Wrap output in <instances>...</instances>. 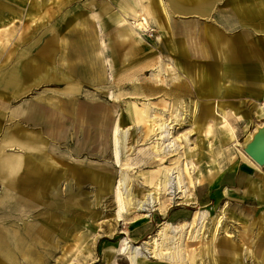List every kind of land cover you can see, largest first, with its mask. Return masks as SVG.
Segmentation results:
<instances>
[{
	"label": "bare ground",
	"instance_id": "6f19581e",
	"mask_svg": "<svg viewBox=\"0 0 264 264\" xmlns=\"http://www.w3.org/2000/svg\"><path fill=\"white\" fill-rule=\"evenodd\" d=\"M68 1H52L57 6L55 11L57 12V9ZM116 1L124 10L112 16L114 19L113 29L117 27L113 40H109L108 45L103 42V50L108 48L112 59L108 55L107 63L110 68L117 64L116 56L123 43H127L129 52L136 48L137 43L140 41L137 30L146 29L151 25L157 29L156 36L159 40L165 34V29L159 19L160 16L156 13V7H154V4H156L154 0L152 2L151 0H140V5L131 3L128 5L126 0L125 2L124 0ZM213 3V0H166V2H162V5L175 14H191L203 17L210 15ZM52 9V6L43 4L42 0H0V134L3 132L0 138V191L2 193L0 195V264H13L21 251L27 252L28 245L26 246V243L34 231L31 227L23 225L21 216L31 208L27 203L28 198L32 197V200H35L36 205H38L43 201L41 196H44L45 190H56V186L62 177H69L71 181L69 186H71L72 192L74 190L79 191L80 185L87 179L94 181L99 189L105 187L111 190L116 218L125 220V223L129 220L128 222H131L133 226L134 224L145 226L150 222L148 220L150 213L157 211L155 215H167L172 207L179 204H174L175 198L181 199L178 202L183 203V209L198 205L195 200L197 197L195 191H198L202 199L207 198L204 189L214 180H217L220 175L217 174L220 163L218 165L214 163V150L212 151L211 148L215 139L219 136L222 137V134L225 135L222 139L220 137L219 151L224 150L226 152L225 157L229 161L234 158L232 146H240L237 127L230 119L232 115L226 114L217 105L213 108L205 107L200 110V114L194 117V124L197 127L194 130L199 134L202 132L206 136V146H203L204 144L202 145L201 141L189 146L185 134L174 136L173 128L175 129L176 125L181 124L180 117L182 113L179 108L172 111L173 118L168 122L155 113H149L148 108L144 106L145 104L143 109H138L133 105L128 106L127 119L131 123H143L140 135L148 137L151 132L153 134L148 152H145L144 147L138 144V139L135 140L136 143L134 142L127 147V151L125 150L127 133L132 125L123 124L120 116L112 118L111 115L100 109L97 114L89 116L84 109L85 103H83L82 98H79L80 93L77 84L65 86L62 92L63 96L58 102L51 100L25 101L23 104L10 108L9 100L17 98L27 91L29 86L24 85V81L31 74L35 75L34 84L39 83L41 80H60L67 83L72 81V74L69 77L65 70L59 72L54 66L51 67V71L48 69L44 73H42L43 67L41 66L39 71L41 74H39L34 66L31 67V60L25 59L28 48L18 47L15 49L17 42L22 43V45L29 44L28 47H31L34 44L33 42L39 41L43 36H48L46 38L48 44H60V47L69 45L67 39L64 38L69 35L66 27L69 23L61 24L60 19L50 24L47 23L45 30L40 33L37 39L31 40L30 36L27 35L29 33L32 35L35 32V27L38 28L39 14L43 12L50 18ZM235 12L237 13V10ZM92 14L98 19L99 32L100 29L103 31L104 23L99 19L100 14L95 11H92ZM214 19L223 29L221 34L218 31L212 32L206 42V29L202 26L199 29L194 25L187 26L188 29L186 35H184L186 38L181 42V44L184 43L181 52L195 58H207L210 48H216L217 50L224 48L220 60L222 66L220 78L223 79L227 76L240 84L243 83L241 80L244 77L251 79L254 90L248 108L255 118L264 120V104L261 102L264 98V69H259L256 66V61L250 55L248 49L243 47V44L233 43L224 34V32H231L239 27V16H235L231 12L221 14L218 9ZM88 21L90 19L83 17L81 22L76 23L81 26L88 23ZM18 25L19 30L17 29ZM82 30V32L70 33L74 36L73 43L75 46H79L80 51L77 52L79 63L71 64L75 65L77 72L80 71L79 75L81 77L85 78L89 75L95 83H99L102 78L101 67L96 62L95 57L90 55L93 54V49H95L94 31L89 26H84ZM44 48H47V46L44 45ZM84 53L88 56L84 57ZM129 54L127 53L125 56H130ZM66 57L67 53H63L64 60H66ZM171 63L168 58L166 66L170 68ZM171 67H176V64L172 63ZM177 69L180 70L178 65ZM158 70L159 72L162 70L161 63ZM205 74H209V71L203 68L201 70L202 77H205ZM158 75V72H152L150 78H156ZM73 79H76L75 76H73ZM173 79H177V76H174ZM212 84V80H209L207 85L213 86ZM222 86V84L217 83L215 90L213 89L212 92L217 93ZM119 95L118 93L113 97L117 99ZM175 103L177 104L178 101ZM91 108L93 110V107ZM158 113L162 115L161 112ZM7 114L11 116V119L18 118L17 123H23L26 127H39L41 130L36 132L27 128L2 130V118ZM173 121L175 123L171 124ZM62 122L68 123L62 125ZM78 124L80 125L79 135L77 134L79 132ZM68 129L72 137V146L69 147V151L72 157L75 156L73 157L75 160H72V165L61 171L57 167L59 162L54 160L47 150L44 152V149L50 145V140L55 141L53 140L55 137H64ZM90 132L98 138L102 148L110 150L109 161L118 168L115 178L110 172L100 171V169L94 172L92 169L86 168L87 166L79 165L83 163L82 161L75 164L77 162L76 157L79 154L85 153L87 155L90 151L85 144L86 136ZM252 136L250 132L241 143V146L246 145L252 139ZM179 138L186 140V145H184L181 154L169 163L161 164L155 170L139 172L142 179L139 182L142 197H137L138 194L134 190L132 177L129 175L128 169L142 167L145 161L144 156L149 153L152 154V158L159 159L161 163L164 162L162 159L178 154L180 147L176 141ZM160 149H162V154L159 152ZM39 152L45 154H39ZM241 154L253 167L260 166L242 151ZM71 188L68 189L71 190ZM255 191L257 192V198L264 200V183L260 187L256 185ZM228 194V188L219 190V195L225 196ZM23 195L26 197V202ZM56 198L63 207H71L74 204L80 205L77 201H71L70 197L64 201L58 197ZM224 206H226V202ZM209 208L208 206L197 207L193 211L190 220H182L177 223L163 220L154 233L138 241H133L129 236H124L116 244V252L118 255H122L128 261V264H137L139 259L144 261L143 259H148V256L156 260L152 264H197V258L202 259L203 257L204 251L201 247L204 246L208 254L210 250L212 254L213 252L216 254L212 259L215 261L220 260V264H229L236 256L235 245L231 243L229 232L225 233L226 238L216 240L215 233L216 231L219 232L224 216L221 215L218 219H212ZM123 212L130 216L125 217ZM260 220L263 221L264 226V217ZM212 226H215V229L211 234V242L200 240L197 244L192 245L186 243V241L184 251L182 250V240L186 233L185 227H191L189 239L198 237L200 231L204 228L210 233ZM86 237L87 235L80 233L78 230L75 232L73 245L67 251V254L62 255L66 257L65 263L70 262L71 257L87 242ZM200 239H204L203 236ZM241 242L243 241L241 240ZM198 244L201 247L197 248L196 245ZM242 245H244V242ZM258 255L261 258L260 264H264V245L261 251H258ZM239 264H242V260Z\"/></svg>",
	"mask_w": 264,
	"mask_h": 264
},
{
	"label": "rangeland",
	"instance_id": "374dc122",
	"mask_svg": "<svg viewBox=\"0 0 264 264\" xmlns=\"http://www.w3.org/2000/svg\"><path fill=\"white\" fill-rule=\"evenodd\" d=\"M52 1L55 0H42L43 4L53 7L52 16L49 18L41 12L37 21L39 23L38 28L35 27V32L32 35L30 33L27 35L30 36L31 40L37 39L40 33L45 30L47 23L50 24L60 19L61 24L69 23L66 26L69 35L64 37L69 45L60 47V44H48L46 42L48 36H43L37 42L32 41L34 44L31 47H28L29 44L22 45V43L17 42L15 49L18 47L28 48L25 59L31 60V67L34 66L39 74H41L39 72L41 66L43 67L42 73L48 71V69L51 71V67L54 66L59 72L65 70L69 77L72 74V81L67 83L60 80H41L39 83L34 84L35 75L31 74L24 81V85L29 86L27 91L17 98L10 99V108L23 104L25 101L51 100L58 102L63 96L62 92L65 86L77 84L80 93L79 98H82L83 103H85L84 109L89 116L97 114L100 110H104L112 118L120 116L123 124L132 125L127 133L125 150L127 151V147L138 139V144L144 147L145 152H148L153 134L151 132L148 137L140 135L143 123H131L127 119L128 106L133 105L138 109H143L146 106L149 113H155L168 122L173 118L172 111L179 108L182 113L180 117L181 124L176 125L175 129L173 128L174 136L185 134L189 146H193L199 141L202 145L204 144L203 146H206V136L202 132L199 134L195 131L197 127L194 124V117L200 114V110L205 107L213 108L217 105L226 114L232 115L230 119L237 127L240 146H232L234 158L229 161L225 157L226 152L224 150L219 151L221 139L225 135L222 134V137L219 136L215 139L211 148L212 151L214 150V163H217V165L220 163L219 173L217 172L220 175L217 180H214L204 189L207 198L202 199L198 191H195L197 195L195 200L198 205L190 208L186 207V209H183V203L178 202L179 199L175 198L174 204H179L172 207L167 215H155L157 211L150 213V217H148L150 222L145 226L135 224L133 226L131 222H128L129 220L125 223V220L116 218L111 190L105 187L99 189L94 181L87 179L80 185L79 191L74 190L72 192V188L69 186L71 185L69 177H62L56 186V190H45L44 196H41L43 201L38 205H36L35 200H32V197L28 198L27 203L31 208L29 207L30 210L23 213L21 220L23 225L31 227L34 233L30 235L26 243V246L28 245L27 252L19 251L20 254L13 264H128V261L116 252V244L122 237L129 236L133 241H138L154 233L163 220L172 223L190 220L193 211L199 206L210 207L209 212L214 220L221 215L224 216L222 226L219 228L218 233L216 231L215 238L217 241L222 240L226 238L225 233L229 232V238L231 243L235 245L234 251L236 252L235 258L229 264H239L240 260H242V264H260L261 258L258 251L260 252L264 245V226L263 221L260 220L264 217V200L257 198L255 189L256 185L260 187L264 183V166L253 167L241 154L242 151L248 155L245 151V145L241 146L246 136L250 132L254 135L260 128L264 127V120L255 118L248 108L254 90L251 79L244 77L241 80L243 83L240 84L227 76L223 79L220 78L222 67L220 60L224 48L218 50L210 48L207 58H195L181 52L184 47V43L181 44V42L186 38L184 35H186L187 26L190 25H194L198 29L200 26L206 29L207 38H205V41L207 42L210 37L209 34L215 31L221 34L223 31L214 19L216 11L219 9L221 14L234 13L235 16H239L240 25L236 30L224 32V34L233 43L243 44V47L248 49L250 55L256 61V66L263 70L264 0H213V9L210 15L203 17L172 13L162 5V2H166V0H154L156 2L154 7H156V13L160 16L159 19L165 29V34L159 40L156 36L157 29L151 25L146 29L137 30L140 41L137 43L136 48L129 52L127 43H123L116 56L117 64L113 68H110L107 63L110 54L108 48L103 50V42L108 45L109 40H113L117 27L113 29L114 19L112 16L123 12L124 8L119 6L116 0H69L56 12L57 6ZM126 2H128V5L130 3L133 5L141 4L140 0H126ZM235 10H237V13ZM92 11L100 14L99 19L104 23V32L101 29L99 32L98 19L93 16ZM83 17L90 19V21L80 26L76 22H81ZM84 26H89L94 31L95 49H93V54L90 55L95 57L96 62L101 67L102 78L99 83H95L89 75L85 78L81 77L79 75L80 71L77 72L75 65L71 64L79 63L77 52L80 51L79 46H75L73 43L74 36L70 33L81 31ZM17 29L19 30V25ZM44 45L47 48H44ZM63 53H67L66 60L63 59ZM127 53H130V56H125ZM11 56L13 57L12 54ZM87 56L88 54L84 53V57ZM168 58L176 64V67L172 68V63L169 65L170 68L166 66ZM160 63L162 64V70L159 72L158 66ZM177 65L180 70L177 69ZM203 68L209 71V74L204 75L205 77L201 75ZM152 72H158L159 75L151 79L150 74ZM73 76L76 79H73ZM174 76H177V79H173ZM209 80H212L213 86L207 85ZM217 83L223 86L217 93H213L212 90H215ZM118 93L120 95L117 99L114 98L113 96ZM261 102L264 104V98ZM91 107H93V110ZM158 112H161L162 115H159ZM17 119H11V116L7 114L2 118L3 130H14L15 128H27L33 132L41 130L39 127H26L23 123H17ZM68 122H62V125ZM174 123V121L171 122V124ZM78 126L79 132L77 134L79 135L80 125L78 124ZM57 138L55 137L53 139L55 141L45 147L44 152L47 150L50 156L59 162L57 167L62 171L72 165L75 156L72 157L69 151V147L72 146L69 129L66 130L64 137ZM176 142L180 147L179 153L162 159L163 163L159 159L152 158V154L149 153L144 156L145 161L142 167L128 169V173L132 177L134 190L138 194L137 197H142V189L139 185L142 179L139 172L155 170L161 164H167L181 154L184 145H186V140L179 138ZM85 144L90 149L89 153L87 155L85 153L79 154L76 157L77 162L73 163L79 164L78 162L82 161L83 163L79 165L87 166L86 168L92 169L94 172L98 169L110 172L115 178L118 168L109 161L110 150L102 148L98 138L92 132L86 136ZM160 150L159 152L162 154V149ZM44 152H39V154L43 153L44 155ZM69 187L71 190L68 189ZM223 188H228V195H219V190ZM0 195H2L1 191ZM23 196L26 202V197ZM56 197L63 201L70 197L71 201H77L80 205L74 204L71 207H63ZM225 202L226 206H224ZM124 216L129 217L130 215L124 213ZM214 229L215 226H212L209 233L204 228L200 231L198 237L188 239L191 227H185L186 233L182 240V250L184 251L186 241V243L192 245L197 244L200 240L211 242V234H213ZM77 230L87 235V242L71 257L70 262L65 263L66 257L62 255L67 254V251L73 245L74 234ZM201 236L204 239H200ZM241 240L244 245H242ZM196 246L197 248L201 247L200 244ZM201 249L204 251L203 257L202 259L197 258V264H220V260L215 261L212 259L216 255L214 252L212 254L210 250L208 254L204 246ZM143 260L139 259L137 264H152L156 261L149 256L148 259Z\"/></svg>",
	"mask_w": 264,
	"mask_h": 264
},
{
	"label": "water",
	"instance_id": "95a60500",
	"mask_svg": "<svg viewBox=\"0 0 264 264\" xmlns=\"http://www.w3.org/2000/svg\"><path fill=\"white\" fill-rule=\"evenodd\" d=\"M245 151L259 165H264V127L245 145Z\"/></svg>",
	"mask_w": 264,
	"mask_h": 264
},
{
	"label": "crops",
	"instance_id": "0c3cea01",
	"mask_svg": "<svg viewBox=\"0 0 264 264\" xmlns=\"http://www.w3.org/2000/svg\"><path fill=\"white\" fill-rule=\"evenodd\" d=\"M2 130H3V128H2ZM2 134H3V132L0 134V137H1ZM50 142H52V141L50 140Z\"/></svg>",
	"mask_w": 264,
	"mask_h": 264
}]
</instances>
